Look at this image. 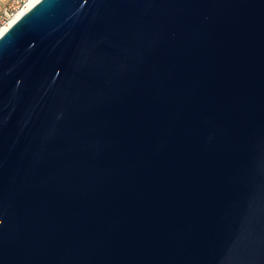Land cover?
<instances>
[{
    "label": "water",
    "instance_id": "1",
    "mask_svg": "<svg viewBox=\"0 0 264 264\" xmlns=\"http://www.w3.org/2000/svg\"><path fill=\"white\" fill-rule=\"evenodd\" d=\"M0 264H264V0H39L0 37Z\"/></svg>",
    "mask_w": 264,
    "mask_h": 264
},
{
    "label": "built area",
    "instance_id": "2",
    "mask_svg": "<svg viewBox=\"0 0 264 264\" xmlns=\"http://www.w3.org/2000/svg\"><path fill=\"white\" fill-rule=\"evenodd\" d=\"M32 1L34 0H0V32L8 26L10 28L18 15L26 13Z\"/></svg>",
    "mask_w": 264,
    "mask_h": 264
},
{
    "label": "bare ground",
    "instance_id": "3",
    "mask_svg": "<svg viewBox=\"0 0 264 264\" xmlns=\"http://www.w3.org/2000/svg\"><path fill=\"white\" fill-rule=\"evenodd\" d=\"M39 0H34V1H32L31 2V4L29 5V7L27 8V10L28 9H30V8H32L37 2H38ZM22 15V13L20 14V15H18L13 21H12V24L15 22V21H17L19 18H20V16ZM8 28H9V26L8 27H6V28H4L1 32H0V37L8 30Z\"/></svg>",
    "mask_w": 264,
    "mask_h": 264
}]
</instances>
